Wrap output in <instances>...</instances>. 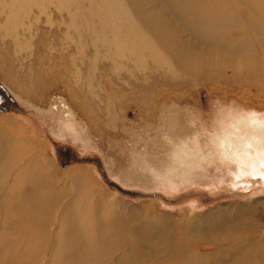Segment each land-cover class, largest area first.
<instances>
[{
	"label": "rangeland",
	"instance_id": "1",
	"mask_svg": "<svg viewBox=\"0 0 264 264\" xmlns=\"http://www.w3.org/2000/svg\"><path fill=\"white\" fill-rule=\"evenodd\" d=\"M139 1L143 14L131 0H0V133L15 138L14 154L23 153L17 167L27 176L58 193L71 192V177L80 176L110 213L129 211L131 228L156 229L148 244L159 245L165 233L164 262L192 264L195 256L194 264H206L246 240L253 264H264V165L222 153L218 136L232 124L264 125V76L214 74L153 52L152 18L179 20L162 0ZM248 1L232 3L244 18L257 17ZM174 30L199 49L180 23ZM140 63L149 67L143 75L134 71ZM227 218L223 232L214 227ZM177 242L183 259L167 255ZM123 253L107 264H123ZM13 256L0 252V264Z\"/></svg>",
	"mask_w": 264,
	"mask_h": 264
},
{
	"label": "bare ground",
	"instance_id": "2",
	"mask_svg": "<svg viewBox=\"0 0 264 264\" xmlns=\"http://www.w3.org/2000/svg\"><path fill=\"white\" fill-rule=\"evenodd\" d=\"M147 1L146 4L152 7L153 4ZM162 1L164 8L171 10L179 20L174 25L180 23L181 29L190 33L199 49L192 51L187 48L177 37L174 25L157 16L156 20L152 18L155 23L153 34L146 36L151 41L153 52L160 48L176 55L180 61H189L192 66L195 64L214 74L229 72L226 75L238 74L255 79L264 76V23L260 20L264 16V0H253L251 4L257 17L249 15L247 18L240 15L232 0ZM241 1L250 5L248 0ZM131 5L142 14L145 12L139 0H131ZM195 12L199 15L197 20L189 17ZM163 60L169 64L167 58ZM129 69L133 72L131 66ZM146 69L148 71L149 67L140 63L134 71L143 75ZM34 74L41 76L42 72L36 70ZM252 130L258 133L257 138L251 130L242 131L234 124L229 125L218 135L219 148L222 153L235 155L238 161H243L241 155L250 157L254 168H259V164L264 165V125H253ZM13 141L12 135L4 137L0 133V252L14 255L11 264H107L111 254L120 251L125 253L121 254L123 260L119 263L171 264L160 260L165 233L159 245L148 244L153 240L151 236L156 229L150 230L145 224L131 228L129 211L122 207L124 212L110 213V206L105 205L103 196L91 194L88 184H80V176L71 177L72 190L66 193H58L39 175L27 176L17 167L23 161V153L14 154ZM237 165L240 169L239 163ZM26 184L42 187V193L27 194L23 190ZM63 198L70 199L65 206L61 202ZM34 200L40 203L34 204ZM230 221L227 218L214 227L223 232L221 229ZM184 234L180 229L177 231L181 240ZM178 243L174 248L168 247L170 254L167 255L183 259L184 248ZM251 245L246 240L238 241L225 253L221 251L216 259L205 262L253 264L257 254L250 252L254 249ZM55 247L61 254L52 255ZM192 259L190 262L194 264L195 256ZM110 264H117V261L112 260Z\"/></svg>",
	"mask_w": 264,
	"mask_h": 264
}]
</instances>
